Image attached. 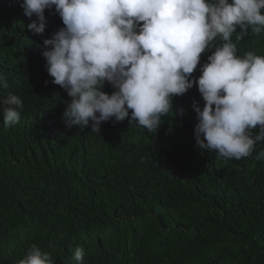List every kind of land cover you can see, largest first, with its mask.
Wrapping results in <instances>:
<instances>
[{
  "label": "trees",
  "instance_id": "obj_1",
  "mask_svg": "<svg viewBox=\"0 0 264 264\" xmlns=\"http://www.w3.org/2000/svg\"><path fill=\"white\" fill-rule=\"evenodd\" d=\"M21 2L0 0V98L23 101L19 123L5 127L0 113V264H18L33 244L53 264H77V247L84 264H264V158L197 149L196 85L172 98L157 131L128 118L101 122L98 134L66 128L71 98L43 56V40L64 25L53 7L34 34L27 25L37 18ZM249 32L233 35L237 55L264 56V32Z\"/></svg>",
  "mask_w": 264,
  "mask_h": 264
},
{
  "label": "clouds",
  "instance_id": "obj_2",
  "mask_svg": "<svg viewBox=\"0 0 264 264\" xmlns=\"http://www.w3.org/2000/svg\"><path fill=\"white\" fill-rule=\"evenodd\" d=\"M20 7L37 18L27 25L34 34L45 32V10L53 7L64 25L43 40V56L51 83L71 98L62 117L66 128L98 134L101 122L128 118L157 131L172 112V98L196 85L204 101L203 108L193 104L197 149L218 158H264V148L255 147L264 141V56L237 55L232 41L249 29L264 32V0H22ZM206 51L212 54L201 75L192 77ZM106 82L115 89L111 95L102 90ZM0 84L8 87L3 76ZM22 108L17 95L0 98L3 125L19 123ZM84 256L77 247V264ZM18 264L53 261L33 244Z\"/></svg>",
  "mask_w": 264,
  "mask_h": 264
}]
</instances>
